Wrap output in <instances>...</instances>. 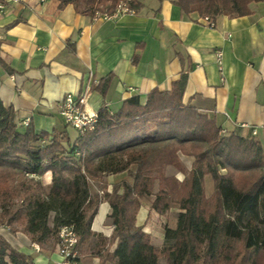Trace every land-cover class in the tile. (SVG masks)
<instances>
[{
    "label": "trees",
    "instance_id": "16d2710c",
    "mask_svg": "<svg viewBox=\"0 0 264 264\" xmlns=\"http://www.w3.org/2000/svg\"><path fill=\"white\" fill-rule=\"evenodd\" d=\"M171 1L184 15L214 20L246 16L249 5L262 0ZM118 2L60 0V5L93 15L110 13ZM184 84L182 75L170 91H150L142 106L131 98L115 113L100 110L95 128L73 140L66 124L50 133L35 132L30 122L18 124L0 102V226L13 232L18 226L30 243L52 250L62 226L72 228L77 249L95 236L99 264H158L160 257L166 264H264V148L254 138L221 133L213 118L183 105ZM180 155L193 159L189 170ZM166 167L183 173V180L166 176ZM46 172L49 185L40 179ZM121 173L111 192L104 183L94 189L102 175ZM205 176L213 182L210 197ZM142 199H150L159 215L173 205L179 209L175 227L164 228L161 247L135 224ZM102 201L111 209L108 238L91 231ZM0 264L41 263L0 236Z\"/></svg>",
    "mask_w": 264,
    "mask_h": 264
},
{
    "label": "crops",
    "instance_id": "0c3cea01",
    "mask_svg": "<svg viewBox=\"0 0 264 264\" xmlns=\"http://www.w3.org/2000/svg\"><path fill=\"white\" fill-rule=\"evenodd\" d=\"M133 1L134 13L111 19L79 13L60 0L6 4L0 11V102L12 109L16 122L27 120L35 132L50 133L65 125L59 103L67 94L76 97L88 88L87 107L111 114L131 98L144 105L150 91H170L184 75L183 105L213 118L221 132L254 138L264 148V0L251 3L246 16L214 18L213 28L196 13L184 15L171 0ZM216 52H221L220 66ZM67 130L73 140L76 132ZM180 160L191 168V157L180 155ZM165 174L184 178L172 167ZM101 177L111 192L123 173ZM40 179L49 185L51 173ZM173 210L177 215L178 207ZM110 212L106 201L99 203L94 234L111 235ZM164 215L151 210L148 200H140L135 215V224L157 247L166 226L153 222ZM18 235L22 238L10 245L33 256L28 238ZM95 245L93 236L81 247L78 264H99ZM39 252L41 264L59 259L54 250L50 257L45 248Z\"/></svg>",
    "mask_w": 264,
    "mask_h": 264
},
{
    "label": "built area",
    "instance_id": "2783aa9c",
    "mask_svg": "<svg viewBox=\"0 0 264 264\" xmlns=\"http://www.w3.org/2000/svg\"><path fill=\"white\" fill-rule=\"evenodd\" d=\"M131 1L132 0H119L110 13L100 14L95 12L93 17L111 19L122 14H132L134 13V9L130 6ZM7 3L22 4L23 0H0V11ZM200 21L210 28L214 27V22L209 16H200ZM216 57L217 64L220 66L221 52H216ZM88 93L89 89L87 88L83 94L76 97L67 94L59 103V112L63 122L73 129L77 135L92 131L98 122V113L91 111L87 107ZM23 125H27V120ZM98 194L101 195L102 192L99 191ZM30 246L35 251L39 250L37 244L30 243ZM55 252L59 256V259L52 264H78L76 261L78 257L77 237L71 227L62 226L59 228L57 241L55 243Z\"/></svg>",
    "mask_w": 264,
    "mask_h": 264
},
{
    "label": "rangeland",
    "instance_id": "374dc122",
    "mask_svg": "<svg viewBox=\"0 0 264 264\" xmlns=\"http://www.w3.org/2000/svg\"><path fill=\"white\" fill-rule=\"evenodd\" d=\"M221 133H223V132H221ZM184 160V159H183ZM181 161V160H180ZM184 161H186V160H184ZM181 163H182V165H183V167L185 168V166H184V164L187 166V163L186 162H182L181 161ZM174 169V168H173ZM185 170H187L186 168H185ZM221 172H223V171H221ZM45 175V174H44ZM166 175V174H165ZM184 175V174H183ZM105 179H102V177L99 179V182L100 183H97V184H95V187H94V189L95 190H98V189H100V187H101V183H104L105 184V181H104ZM182 181L183 180V178L181 179V178H179V180L178 181ZM101 191V190H100ZM99 192V191H98ZM102 192V191H101ZM204 193H205V196L206 197H210L211 195H212V193H213V182H212V180L210 179V177L208 176L206 179H204ZM99 195V194H98ZM100 196V195H99ZM143 201L144 200H147V199H142ZM12 203H11V210H15L16 209V207H17V199H13L12 201H11ZM148 202H149V204H150V199L148 200ZM174 206V208H177V206L176 205H173ZM175 215H176V213L174 212V210L173 211H168V213L166 214V215H164V216H162V217H159V218H157V224L155 223V222H153V224H154V226H156V227H159V228H163V227H170V228H173V226H174V220H175ZM14 228H16V231H12L11 230V228H9V226H7V225H1L0 226V236L10 245V243L9 242H11V243H14L15 242V239L17 238V237H20V238H22L20 235H18V234H20L21 232L18 230L19 228H18V226H16V227H14ZM142 228V227H141ZM22 234V233H21ZM24 235V234H23ZM150 237V236H149ZM24 239V238H23ZM151 240V239H150ZM156 241V239L154 238V242ZM157 242V241H156ZM11 246V245H10ZM155 246V245H154ZM12 248H14L15 250H18V248H17V246L16 245H14L13 244V246H11ZM29 247H30V249L32 250V252H33V259H35V262H37V263H41L42 261H43V259L41 258V256H39L38 254H41L42 252H39V250L38 251H35L31 246H30V242H29ZM157 247V246H156ZM82 249H84V248H82ZM53 250H54V252H55V246H54V248H53ZM53 250H52V248L50 247V246H48V247H46L45 248V251H46V256H48V257H50V255L52 254V252H53ZM37 252H39L38 254H37ZM47 253H48V255H47ZM82 250H81V248L80 249H78V257H80V256H82ZM158 263L159 264H166V261H165V259L163 258V257H160L159 259H158ZM53 263V262H52ZM51 263V264H52Z\"/></svg>",
    "mask_w": 264,
    "mask_h": 264
}]
</instances>
